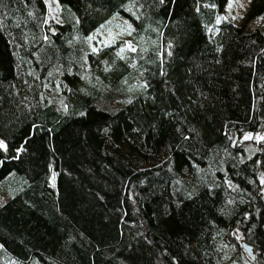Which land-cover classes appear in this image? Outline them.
<instances>
[{
	"label": "trees",
	"instance_id": "1",
	"mask_svg": "<svg viewBox=\"0 0 264 264\" xmlns=\"http://www.w3.org/2000/svg\"><path fill=\"white\" fill-rule=\"evenodd\" d=\"M230 1L0 0V264H264V0Z\"/></svg>",
	"mask_w": 264,
	"mask_h": 264
},
{
	"label": "rangeland",
	"instance_id": "2",
	"mask_svg": "<svg viewBox=\"0 0 264 264\" xmlns=\"http://www.w3.org/2000/svg\"><path fill=\"white\" fill-rule=\"evenodd\" d=\"M241 2V3H240ZM240 4V5H239ZM248 5H249V0H232L228 4L226 10L223 13V17L233 21L234 23H241L243 14L244 12V17L247 14L248 10ZM264 19L262 18V22ZM256 21H254L255 23ZM258 25L261 24V22H257ZM252 22L245 23V27L251 28ZM122 30L120 29H109V37L116 35V36H121ZM102 36L104 34L101 33ZM129 44L132 43L130 38L127 36L125 39ZM99 44H103L102 41H98ZM47 97H49L53 102L54 105L59 109H63L62 102L59 100V93L55 86L51 85L47 89ZM264 137V129L261 131L257 132L254 135H249L246 134L242 137V140H247V141H252L254 144L257 143L258 141L262 140ZM243 241V236L242 234L237 231L233 234V239L232 241L220 245V251H221V264H247L251 262L250 258L246 255V253L241 249L240 243ZM257 258V257H256ZM253 259V261H257V259Z\"/></svg>",
	"mask_w": 264,
	"mask_h": 264
},
{
	"label": "water",
	"instance_id": "3",
	"mask_svg": "<svg viewBox=\"0 0 264 264\" xmlns=\"http://www.w3.org/2000/svg\"><path fill=\"white\" fill-rule=\"evenodd\" d=\"M241 248L243 249V251L246 253V255L253 260L254 259V254L252 251V247L250 245H248L246 242L242 241L240 243Z\"/></svg>",
	"mask_w": 264,
	"mask_h": 264
},
{
	"label": "snow or ice",
	"instance_id": "4",
	"mask_svg": "<svg viewBox=\"0 0 264 264\" xmlns=\"http://www.w3.org/2000/svg\"><path fill=\"white\" fill-rule=\"evenodd\" d=\"M0 146H3L2 144H0Z\"/></svg>",
	"mask_w": 264,
	"mask_h": 264
}]
</instances>
